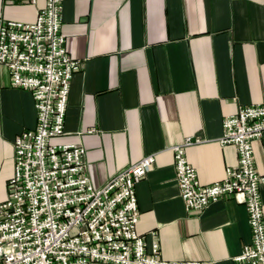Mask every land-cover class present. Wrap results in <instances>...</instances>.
I'll list each match as a JSON object with an SVG mask.
<instances>
[{
	"label": "crops",
	"instance_id": "1",
	"mask_svg": "<svg viewBox=\"0 0 264 264\" xmlns=\"http://www.w3.org/2000/svg\"><path fill=\"white\" fill-rule=\"evenodd\" d=\"M63 1L65 45L82 64L70 86L66 134L53 143L86 148L95 187L153 154L136 186L147 251L157 242L164 262L239 264L234 258L251 241L245 206L224 197L187 212L171 147L192 136L208 140L186 149L203 185L237 165L236 148L216 140L238 104L264 105V0ZM45 5L0 0V24L34 23ZM36 124L31 92L13 88L0 65V200L14 173V142ZM254 156L264 175V134ZM261 198L264 209V185Z\"/></svg>",
	"mask_w": 264,
	"mask_h": 264
},
{
	"label": "built area",
	"instance_id": "2",
	"mask_svg": "<svg viewBox=\"0 0 264 264\" xmlns=\"http://www.w3.org/2000/svg\"><path fill=\"white\" fill-rule=\"evenodd\" d=\"M63 3L46 0L34 23L0 24V65L13 88L31 92L37 119L14 142V173L0 200V264H201L160 260L158 243L149 253L137 231L136 186L155 163L153 154L95 187L86 174V148L53 143L66 134L70 86L82 64L65 45ZM222 128L216 142L234 146L238 157L222 181L203 185L186 158L187 148L208 140L192 136L171 147L180 196L187 212L204 211L224 197L244 205L251 241L234 260L264 264V175L254 156V143L264 134V105L238 104Z\"/></svg>",
	"mask_w": 264,
	"mask_h": 264
},
{
	"label": "rangeland",
	"instance_id": "3",
	"mask_svg": "<svg viewBox=\"0 0 264 264\" xmlns=\"http://www.w3.org/2000/svg\"><path fill=\"white\" fill-rule=\"evenodd\" d=\"M7 188V187H6Z\"/></svg>",
	"mask_w": 264,
	"mask_h": 264
}]
</instances>
